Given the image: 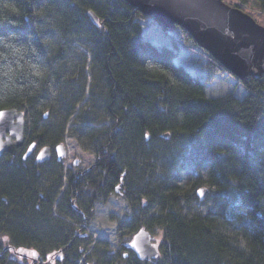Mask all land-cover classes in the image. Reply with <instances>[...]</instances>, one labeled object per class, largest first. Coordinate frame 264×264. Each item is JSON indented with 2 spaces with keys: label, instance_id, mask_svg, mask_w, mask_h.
Returning a JSON list of instances; mask_svg holds the SVG:
<instances>
[{
  "label": "trees",
  "instance_id": "trees-1",
  "mask_svg": "<svg viewBox=\"0 0 264 264\" xmlns=\"http://www.w3.org/2000/svg\"><path fill=\"white\" fill-rule=\"evenodd\" d=\"M239 1H253L264 12V0ZM89 12L99 24L90 21ZM41 17L53 32L35 30L31 21L41 24ZM148 19L122 0H0V112L26 114L29 142L60 144L61 123L66 125L84 98V88L76 98L51 92L61 85L57 63L67 61L73 42L87 47L101 70L105 112L114 121L95 145L94 174L66 180L67 210L60 209L62 199L57 203L40 187L43 176L52 180L42 164L23 155L0 157V253L35 248L44 258L59 251V264H80L88 249L78 237L84 229L73 227V236L63 237L70 228L54 227L52 214L47 222L45 210L57 205L61 216L69 212L75 223L83 218L89 223L100 194L123 183L121 195L138 211L125 223L129 231L164 232L156 259L124 257L125 264H264V76L242 81L193 45L205 57V76L195 77L175 63L177 41L171 48L145 39ZM218 76L234 79L246 94L207 97L206 85ZM44 109L57 120L47 119ZM179 151L187 153L184 163L206 169L207 178L200 172L190 189L179 185L180 175H171ZM166 158L169 165L160 166ZM53 178L59 190L63 176ZM200 188L209 191L203 200ZM73 201L90 208L77 216ZM196 202L209 204L207 212H192ZM153 206L159 212L149 216ZM0 264L13 262L4 255Z\"/></svg>",
  "mask_w": 264,
  "mask_h": 264
},
{
  "label": "rangeland",
  "instance_id": "rangeland-1",
  "mask_svg": "<svg viewBox=\"0 0 264 264\" xmlns=\"http://www.w3.org/2000/svg\"><path fill=\"white\" fill-rule=\"evenodd\" d=\"M225 2L230 6L240 8L242 11L249 14L256 22L264 26V12H261L253 1L248 4H242L239 0H225ZM35 17L36 16H34V18ZM88 17L90 21L93 22L89 14ZM39 22H41V24H38L34 19L31 21V25L37 32L46 33L52 31V28H48L50 25H48L44 18L41 17ZM144 24L145 39L150 40L159 47L167 46L171 48L174 46L173 40L177 41L179 49L176 50L175 63L186 68L193 76L201 79L204 78V54L200 50L194 49L193 45H196L195 42L193 44V42L188 41L182 29L177 28L171 33L170 31L167 33L151 18L144 21ZM64 62V59L59 60L56 68L58 74H61V85L52 89L51 92H53V94L57 93V90H59L58 92L62 91V93L67 92V94L71 92L76 98V94L79 93L81 95L84 88L83 101L77 106L76 111L67 121L66 125L64 121L61 123V127L64 129L65 133L63 137L60 138L62 142L57 145L46 146L52 148L54 152V156L51 154L50 161L44 163L39 162L37 159V152L27 158V160L35 159L37 163L43 165L41 168L43 172H50V174H52V176H49V178L52 179L50 184L48 179H43L44 176L40 179L42 182L40 187L45 193H52L50 195L51 197L55 195V199L58 200L57 203L62 199L64 202L60 205V209L67 210V208L63 207L64 203L67 202L63 194L68 189L66 185V180L69 177V175L68 177L66 175L69 172L68 170L75 173V166L81 164L84 168L91 167L97 163V156L94 153L95 145H100V139L104 140L103 134L107 133L114 121H111L105 112L106 102L103 99L105 85L101 78V70L94 65L91 51L83 45L71 42L70 53L67 57V61ZM205 93L206 96L210 98H218L228 93H235L237 96L243 97L246 91L244 88H238L234 79L218 76L214 83L206 85ZM43 111L46 114V118L50 121L57 120L55 116H53L54 111H45V109ZM26 127L27 118H25V145L28 147L32 145L30 144L32 142H29L30 139L26 135ZM72 130L74 131V135L70 134ZM60 146L64 147L66 152V157L61 159L62 161H59L57 158V149ZM26 150L27 149L23 147L19 152L22 153ZM39 150L40 149H38V151ZM185 154L187 153L179 151V154L176 156V161H174L176 165L171 168V175H180L181 181L179 185L182 189H190L194 177L200 174V172L202 175L204 174L203 178L205 179L207 175L206 169L202 171L196 170L190 163H184L183 156ZM151 162L155 163V160ZM168 162H170V159H162L159 165L168 166ZM158 168L161 170V167ZM60 174L63 176L62 180L64 183L58 190L56 184L54 185L55 179L53 177H60ZM160 176V174L156 175L157 178H160ZM97 201L98 202L94 206V215L89 222L90 224L86 218H83V222L76 221L75 223L71 217L66 216L69 212L61 216L56 208L57 205H54V208L50 209L49 212L45 210L47 212L46 218L48 219L46 220L49 222V219L51 220L49 216L52 214V217L56 219L52 222L54 227L60 229H64V227L70 228V230L67 229V231L64 229L67 234L64 232L63 237L73 236L75 230L73 227L84 229V232H80L78 237L83 239L80 240V242L88 249L86 253L87 256L85 255L83 259L79 261L80 264H125L124 257L134 260L137 255L133 251L131 245L138 231H129L126 225L131 219L136 217L138 211L136 212L133 209L125 196L120 195V184L111 192H102ZM45 203H47V201H45ZM72 203L78 208L75 213L77 216H80V213L82 214L83 211L90 208V204H87L88 202H83L80 206H78V204L76 206L74 201ZM208 207L209 204L206 202H196V204L193 205L192 212L197 211L205 213ZM79 208H81L82 212H80ZM157 212H159L158 208L153 206L149 209V216L153 214L157 215ZM144 229L149 231L152 235V242L154 245L160 246L164 241L163 230H157L156 228L149 230L147 227H144ZM49 249L50 247H48L47 250ZM7 250L8 251L5 253L1 252L0 257H4L5 255L13 264H48L49 261H51V264H59L58 262L63 260V255L59 251H52L49 254L46 253L47 255L42 258L40 252L35 248L12 249L9 247ZM121 253L125 254V256H122ZM36 259H38V262Z\"/></svg>",
  "mask_w": 264,
  "mask_h": 264
},
{
  "label": "water",
  "instance_id": "water-1",
  "mask_svg": "<svg viewBox=\"0 0 264 264\" xmlns=\"http://www.w3.org/2000/svg\"><path fill=\"white\" fill-rule=\"evenodd\" d=\"M144 16L158 22L163 28L186 31L195 43L207 51L234 77L245 80L264 76V26L238 7L225 0H122ZM94 24L98 17L88 13ZM169 135L163 138L169 139ZM25 142V115L17 109L0 112V156L8 153L17 156ZM37 149L32 144L24 158L31 157ZM58 156L66 155L64 147L57 149ZM39 162L51 159V148H44L37 156ZM123 184V183H122ZM207 188H200L198 196L205 198ZM132 248L141 260L158 256L159 251L151 242L150 233L140 231ZM51 264V262H48Z\"/></svg>",
  "mask_w": 264,
  "mask_h": 264
},
{
  "label": "flooded vegetation",
  "instance_id": "flooded-vegetation-1",
  "mask_svg": "<svg viewBox=\"0 0 264 264\" xmlns=\"http://www.w3.org/2000/svg\"><path fill=\"white\" fill-rule=\"evenodd\" d=\"M39 149H41V147H39ZM51 153L53 154V156H54V152H53V150H52V148H51ZM59 161H60V159H59ZM62 161V160H61ZM75 164V163H74ZM95 165L96 164H94L93 166H91V167H82L81 166V164L80 165H78V166H75L76 167V175L77 176H79L81 173H85V174H89V172H91V173H93L94 174V172H95ZM94 170V171H93ZM69 172L66 174L67 175V177H68V175L70 176L71 174H75V173H73L72 171H70V170H68ZM76 209H78V208H76ZM38 259H36V261H37ZM38 262V261H37ZM37 262H35V263H37Z\"/></svg>",
  "mask_w": 264,
  "mask_h": 264
},
{
  "label": "bare ground",
  "instance_id": "bare-ground-1",
  "mask_svg": "<svg viewBox=\"0 0 264 264\" xmlns=\"http://www.w3.org/2000/svg\"><path fill=\"white\" fill-rule=\"evenodd\" d=\"M44 148H46V146H44ZM44 148H43V149H44ZM49 148H50V147H49ZM51 152H52V151H51ZM51 154H52V153H51ZM64 157H66V155H65ZM64 157H59L58 154H57V158L60 159V160L63 159ZM14 158H17V157L15 156Z\"/></svg>",
  "mask_w": 264,
  "mask_h": 264
}]
</instances>
